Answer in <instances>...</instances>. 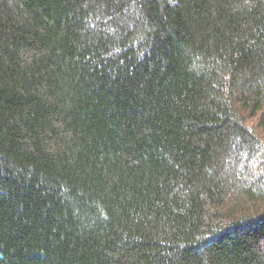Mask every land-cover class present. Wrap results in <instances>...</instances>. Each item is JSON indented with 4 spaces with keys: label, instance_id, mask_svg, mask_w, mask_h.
<instances>
[{
    "label": "trees",
    "instance_id": "1",
    "mask_svg": "<svg viewBox=\"0 0 264 264\" xmlns=\"http://www.w3.org/2000/svg\"><path fill=\"white\" fill-rule=\"evenodd\" d=\"M0 264H264V0H0Z\"/></svg>",
    "mask_w": 264,
    "mask_h": 264
}]
</instances>
